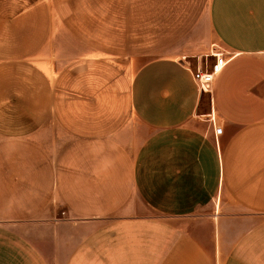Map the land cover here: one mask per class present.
Returning a JSON list of instances; mask_svg holds the SVG:
<instances>
[{"label":"crops","instance_id":"1","mask_svg":"<svg viewBox=\"0 0 264 264\" xmlns=\"http://www.w3.org/2000/svg\"><path fill=\"white\" fill-rule=\"evenodd\" d=\"M101 2L0 0V264H264V0H209V94L200 0H126L129 55Z\"/></svg>","mask_w":264,"mask_h":264},{"label":"rangeland","instance_id":"2","mask_svg":"<svg viewBox=\"0 0 264 264\" xmlns=\"http://www.w3.org/2000/svg\"><path fill=\"white\" fill-rule=\"evenodd\" d=\"M95 1V0H93ZM103 2L96 3L90 7V24L97 33L96 38L92 40L96 43L99 39L104 41L109 48L115 52V54H128L131 50L130 47L136 44V34H139L140 38H145L148 33H145L147 29L145 20L135 18L134 4L130 9L126 0H101ZM209 0H200L198 6H200V14L198 15V24L203 28L201 35L197 39H201L203 43L204 54L203 58V70L209 69L211 64L214 63L215 55L223 56L225 51L222 45L215 40L213 35L209 33L207 26L203 25L201 21L202 13L206 12ZM98 30L103 35L98 36ZM184 34V33H183ZM188 33L182 35L179 39H183ZM160 51L152 52L151 54L159 53ZM149 57V56H148ZM193 62L195 59H191ZM189 59V61H191ZM195 64V62L193 63ZM198 65V64H196ZM198 66H196L197 68Z\"/></svg>","mask_w":264,"mask_h":264},{"label":"built area","instance_id":"3","mask_svg":"<svg viewBox=\"0 0 264 264\" xmlns=\"http://www.w3.org/2000/svg\"><path fill=\"white\" fill-rule=\"evenodd\" d=\"M215 61L211 64L210 68L203 70L201 68H196L195 72L193 73L194 80L196 82V86L198 91L202 93H211V85L213 82L214 76L227 65L229 59H226L223 56L215 55ZM219 134L222 133V130L219 129Z\"/></svg>","mask_w":264,"mask_h":264}]
</instances>
